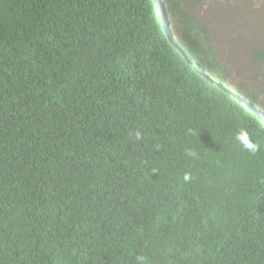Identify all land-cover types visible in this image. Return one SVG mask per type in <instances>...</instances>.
Wrapping results in <instances>:
<instances>
[{"label": "trees", "instance_id": "16d2710c", "mask_svg": "<svg viewBox=\"0 0 264 264\" xmlns=\"http://www.w3.org/2000/svg\"><path fill=\"white\" fill-rule=\"evenodd\" d=\"M200 5L0 0V264H264L261 90Z\"/></svg>", "mask_w": 264, "mask_h": 264}, {"label": "rangeland", "instance_id": "374dc122", "mask_svg": "<svg viewBox=\"0 0 264 264\" xmlns=\"http://www.w3.org/2000/svg\"><path fill=\"white\" fill-rule=\"evenodd\" d=\"M207 3L193 8L196 11L193 14L196 16L197 13L203 18L206 16V11L209 14L210 19L206 21L210 25L208 30L217 43L219 56L224 58L221 62L228 71V78L235 83L242 80L246 82L248 88L255 86L256 89L261 90L259 99L264 103V74L258 75L259 66L247 57L248 50L252 51L255 47L264 48V0H207ZM237 6L240 9L236 10ZM215 11L223 12L222 18L219 15L213 16ZM227 24H235L238 30L228 38L222 36L224 30L228 29ZM242 24L245 28L248 26L252 28L249 36L242 34L248 36L247 40L238 37L245 32L244 29L239 30ZM238 47H242L241 50L234 49ZM240 59H245L246 64L243 63L238 68Z\"/></svg>", "mask_w": 264, "mask_h": 264}, {"label": "clouds", "instance_id": "9594fccd", "mask_svg": "<svg viewBox=\"0 0 264 264\" xmlns=\"http://www.w3.org/2000/svg\"><path fill=\"white\" fill-rule=\"evenodd\" d=\"M158 2H160V0H157ZM207 0H205V5H207ZM162 13V12H161ZM164 14V13H163ZM162 14V15H163ZM222 14L223 12L221 11H215L214 15L213 16H216V15H219L221 16L222 18ZM164 16V15H163ZM164 21H167L164 17ZM207 21V20H206ZM205 21V22H206ZM207 26L210 27V25L206 22ZM167 28H168V22H167ZM209 32L211 33V31L209 30ZM212 41L215 43L216 47H217V43L216 41L214 40V37L212 36ZM217 51L219 52V50L217 49ZM218 58L220 61H222L224 58L220 57L219 54H218ZM208 76V75H207ZM209 77V76H208ZM210 80L213 81V78L212 76L209 77ZM230 88H227L226 90L229 91ZM242 98V97H241ZM244 100V99H243ZM258 112H260V114L264 117V112L261 111V110H258L256 109ZM188 133L190 135H196V132L195 130L193 129H189L188 130ZM130 136H133L135 140H141L143 138V134L137 130L135 131L134 133L130 132L129 133ZM234 140L239 144V146L246 152H248L249 154L251 155H255L258 151H259V144L258 142H256L253 137H252V134L249 132V130L246 128V127H241L239 128L235 135H234ZM186 155L189 156V157H197V153L196 151L192 150V149H188L186 151ZM152 172L153 173H156L157 172V169L153 168L152 169ZM184 181L187 182L191 179V176L189 173H185L184 174V177H183ZM136 264H148V260H147V257L143 256V255H137L136 256Z\"/></svg>", "mask_w": 264, "mask_h": 264}]
</instances>
